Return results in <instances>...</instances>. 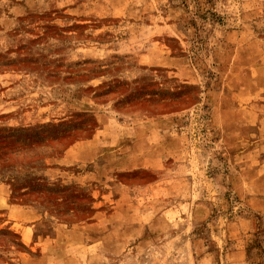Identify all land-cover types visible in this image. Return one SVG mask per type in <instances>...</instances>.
Segmentation results:
<instances>
[{
	"label": "rangeland",
	"instance_id": "1",
	"mask_svg": "<svg viewBox=\"0 0 264 264\" xmlns=\"http://www.w3.org/2000/svg\"><path fill=\"white\" fill-rule=\"evenodd\" d=\"M31 127L0 264H264V0H0V143Z\"/></svg>",
	"mask_w": 264,
	"mask_h": 264
},
{
	"label": "trees",
	"instance_id": "2",
	"mask_svg": "<svg viewBox=\"0 0 264 264\" xmlns=\"http://www.w3.org/2000/svg\"><path fill=\"white\" fill-rule=\"evenodd\" d=\"M183 1H187V0H183ZM144 103H148L147 101H143ZM185 103V102H183ZM175 105H177V101L175 102ZM34 131H36V129L34 128H25V129H21V130H11L9 135H3V141L0 143V172L4 173V170H9L13 167V162L14 159L16 157L17 154L23 152L22 150H18V144H14V141L17 139V135L15 134L16 132H18L19 134H23V136L27 137L29 136L31 133H33ZM71 133L69 132H64V134H61L56 140H54L55 142H52L51 145L53 146L54 150H58L61 147H63V149L68 148V146L70 145L71 140L73 139V137L70 135ZM71 137L70 141L68 140ZM57 144H59L60 146H57ZM24 148H27L25 152L31 151L32 150V144H27L24 146ZM1 175V173H0ZM11 176V174L9 176H5L4 179H7ZM15 177L12 176L11 180L12 182H15ZM16 191V189H15ZM19 191H25V192H21L19 194L20 197L22 198H28L29 196H31L33 194V190L31 189L30 186H26L23 187V189L19 190ZM0 259H2V256H0Z\"/></svg>",
	"mask_w": 264,
	"mask_h": 264
}]
</instances>
